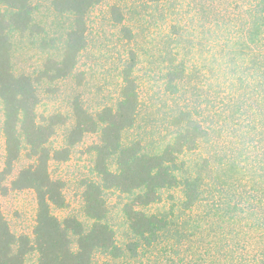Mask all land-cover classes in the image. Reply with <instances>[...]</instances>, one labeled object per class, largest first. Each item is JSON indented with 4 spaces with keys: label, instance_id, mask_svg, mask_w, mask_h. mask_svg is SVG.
Wrapping results in <instances>:
<instances>
[{
    "label": "trees",
    "instance_id": "obj_1",
    "mask_svg": "<svg viewBox=\"0 0 264 264\" xmlns=\"http://www.w3.org/2000/svg\"><path fill=\"white\" fill-rule=\"evenodd\" d=\"M47 1L48 5L42 6L36 0H0V101L5 143L0 198L31 190L37 203L32 235L15 233L0 203V264H30L31 259L34 264H94L98 252L122 257L125 252L109 223L105 199V192L114 189L131 196L124 213L136 239L128 251L136 257L140 248H155L165 232L182 224V217L174 212L170 220L144 210L160 204L164 191L179 188L184 189L185 215L203 208L197 218L188 216L190 220L183 223L190 231L202 229L215 237L206 244L214 254L200 253L191 264H219L220 260L225 264H264V0H206L215 18L207 23L216 25V32L222 34L221 58L211 54L196 71L181 61L164 75L165 92L178 96L182 83L193 77L192 71L207 78L218 71L213 75L219 76L228 100L223 105L231 108L224 122H229L228 131L241 139L229 156L224 154L228 163L220 181L212 186L204 182L202 172L180 177L182 157L197 151L212 130L198 120V112L181 108L173 120L176 131L152 154L142 140H125V132L136 125L140 107L133 51L120 73L123 84L117 104L93 115L76 98L69 147L52 148L56 128L67 120L61 114L38 115L39 87L74 73L87 48L88 14L102 0ZM113 16L117 24L124 23L120 8H114ZM124 33L129 40L134 38L130 29L124 28ZM24 43L38 46L43 55L31 73L14 68L18 45ZM96 133L100 142L90 151L99 178L83 185L86 225L75 216L56 213L65 210L68 202L65 183L53 178L50 164L69 160L71 147L84 135ZM24 156L28 164L13 176ZM113 159L115 171L110 168Z\"/></svg>",
    "mask_w": 264,
    "mask_h": 264
},
{
    "label": "rangeland",
    "instance_id": "obj_2",
    "mask_svg": "<svg viewBox=\"0 0 264 264\" xmlns=\"http://www.w3.org/2000/svg\"><path fill=\"white\" fill-rule=\"evenodd\" d=\"M39 1L42 6L48 5L47 0H36ZM205 3L206 0H168L161 3L152 0H102L94 7L87 17V48L79 57L74 73L54 83L44 82L39 87L38 115L48 118L61 114L67 120L66 124L56 128L51 140L52 148L69 147V135L75 126L73 104L76 98H80L83 106L93 115L117 104L123 84L120 73L133 51L137 55L135 75L140 89V107L136 125L125 132V140L128 143L142 140L146 151L152 154L176 131L173 120L181 108L196 111L198 120L212 130L208 140H204L197 151L182 157L184 166L180 177L202 172L204 182L210 186L218 183L229 160L224 154L229 156L232 149L239 147L237 144H240L241 138L228 131L230 124L224 122L225 118H229L231 108L223 105L228 100L220 87L219 76L213 75L218 71L215 69V72L209 73L208 78L202 74L196 76L194 72L197 67L202 68V61L211 54L221 58L222 34L216 32V25H208L207 21L215 18ZM115 7L120 8L125 17L121 25L113 16ZM124 28L132 31V40L127 38ZM42 56L38 46L30 43L18 45L14 68L18 72L31 73ZM181 61L193 68L194 75L182 83V94L171 96L165 92L164 75L172 64ZM224 110H228L226 115ZM2 123L3 105L0 101V171L4 166L5 153ZM99 142V133L86 134L71 147L69 160L50 164L53 178L65 183L64 193L68 202L65 210L56 213L62 217L75 216L86 225L83 185L86 180L99 178L94 170L95 156L90 151L91 146ZM28 162L25 156L22 157L13 176ZM110 168L116 170V159L111 160ZM105 199L109 208V223L116 232L117 244L125 253L115 258L109 253L98 252L94 256V264H191L200 253L209 251L214 254L206 245L214 242L213 234L202 229L190 231L183 223L190 220L188 216L197 218L203 212L200 206L196 209L198 214L183 213V188L164 191L160 204L144 209L148 214L161 215L170 220H173L174 212L182 217V224L165 232L155 248H140L136 257L128 251V245L136 239L124 213L131 196L114 189L105 192ZM0 203L12 230L19 235H32L37 209L34 192H11L1 197ZM29 263L34 264V259ZM219 264L225 262L220 260Z\"/></svg>",
    "mask_w": 264,
    "mask_h": 264
}]
</instances>
